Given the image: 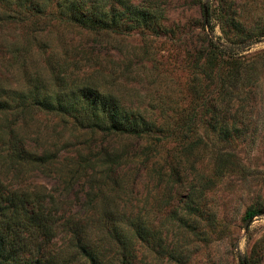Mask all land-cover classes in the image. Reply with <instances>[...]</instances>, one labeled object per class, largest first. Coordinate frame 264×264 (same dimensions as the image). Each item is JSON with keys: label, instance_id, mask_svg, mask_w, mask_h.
<instances>
[{"label": "rangeland", "instance_id": "obj_1", "mask_svg": "<svg viewBox=\"0 0 264 264\" xmlns=\"http://www.w3.org/2000/svg\"><path fill=\"white\" fill-rule=\"evenodd\" d=\"M48 1L47 14L25 22L5 20L9 9L0 7L2 94L56 95L82 82L111 90L162 128L152 165L123 164L127 188L110 199V223L88 224L89 241L105 256H64L62 222L87 199L88 186L77 185L57 204L64 219L49 248L58 256L34 251L33 264H121L110 226L132 213L154 229L150 241L138 242L134 264H264V0H130L147 8L153 28L133 27L126 11L109 33L81 26ZM34 115L28 122L43 136L59 135L62 158L76 156L82 129L44 110ZM127 143L106 154L125 152ZM28 175L26 182L57 197L63 191L55 176ZM250 210L258 214L247 219Z\"/></svg>", "mask_w": 264, "mask_h": 264}, {"label": "trees", "instance_id": "obj_2", "mask_svg": "<svg viewBox=\"0 0 264 264\" xmlns=\"http://www.w3.org/2000/svg\"><path fill=\"white\" fill-rule=\"evenodd\" d=\"M111 1L121 5L122 9L108 8ZM49 2L0 0V7L9 9L5 20L16 18L12 17L16 15L25 22L42 13L47 14L45 10ZM55 2L62 12L70 13L72 21L95 32L109 33L110 29L119 25L126 11L136 18L131 15L127 17L134 21L133 27L143 25L153 28V22L146 13L147 8L130 0ZM5 90L0 86V264H33L34 251L40 252L38 256L47 258L58 256L49 248L57 235V224L64 219L58 214L60 205L57 204L63 203L60 198L66 199V194H70L77 185L88 186L85 191L87 199L83 211L73 212L69 219L62 222L69 234L68 252L64 256H74L75 253L81 256H105L101 248L89 241L88 224L91 221L96 225L97 222L98 225L110 223V199H115V195L127 188L123 183L126 179L123 177L126 176L123 164L138 160L144 167L152 165L149 163L152 140L162 125L136 113L111 90L105 92L82 82L67 89L59 88L56 95L31 98L3 95ZM42 110L59 115L62 119H70L72 126L82 129L81 133L84 134L77 146L76 156L64 155L62 158L59 135L53 134L49 139L46 134H41L40 127L29 124L30 114L35 117L34 112ZM106 137H110L109 141L105 140ZM125 139L133 142L126 144L125 152L121 150L110 154L109 151L106 154L107 148L119 149ZM112 141H116L114 145L110 144ZM154 170L152 168L150 174ZM33 172L61 179L63 191L57 197L42 184L26 182V176ZM257 214V210H250L246 217L252 219ZM116 222L118 225L110 226L114 229L110 236L113 239L116 237L119 242L121 264H134L133 261L139 256L138 242L142 239L150 241L153 237L151 220L142 214L132 213L127 215L126 220H114ZM24 231L27 234L24 235ZM68 262L62 259L58 264ZM41 263L42 258L36 264ZM44 263L48 264V260Z\"/></svg>", "mask_w": 264, "mask_h": 264}]
</instances>
